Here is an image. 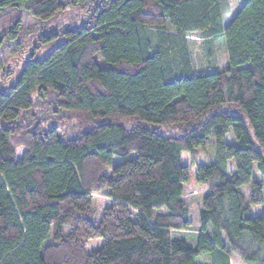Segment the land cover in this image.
<instances>
[{"label":"trees","instance_id":"trees-1","mask_svg":"<svg viewBox=\"0 0 264 264\" xmlns=\"http://www.w3.org/2000/svg\"><path fill=\"white\" fill-rule=\"evenodd\" d=\"M10 45L0 264H264V0H241L226 27L218 0H0Z\"/></svg>","mask_w":264,"mask_h":264},{"label":"rangeland","instance_id":"rangeland-1","mask_svg":"<svg viewBox=\"0 0 264 264\" xmlns=\"http://www.w3.org/2000/svg\"><path fill=\"white\" fill-rule=\"evenodd\" d=\"M219 1V7H220V13L222 17L223 26L226 27L230 20L233 18V16L238 11L241 0H218ZM68 18L66 15L60 16L56 18V21L58 23L66 22ZM31 20H27L25 24H29ZM191 45H190V51H191V59L193 63V67L196 73L204 72L205 71V63L202 58V44L201 39L197 37H191ZM12 45L9 47V52H3L0 53V62H2L1 59L6 57L8 54L10 56H14L17 58V64L18 67L21 66L22 60L19 59L20 55L17 52H14L11 54ZM215 55L217 58V66L221 67L224 66L227 63V58L224 50L222 49L221 42L218 40L215 44ZM5 63V62H3ZM231 134L229 133L227 135L228 139L230 138ZM196 156H197V164L201 165L204 162L205 159V152L200 148L196 149ZM189 155H186V152L182 153L181 162L183 165L189 164ZM114 162H116V159H114ZM230 169L233 171L234 167L232 163L230 162ZM254 169V165H253ZM193 170V168H192ZM106 174H109V171L106 170ZM254 178L257 177L256 173L253 175ZM205 193V188L197 184L194 180V177L192 176L189 182L183 186V196L190 201L191 208L189 210V215L193 220H196L197 218V208L199 207V201L202 197V195ZM108 198L106 197L105 193H98L94 196V206L97 209L98 212L101 211V209L104 207L105 204H107ZM262 211V207H251V214L252 215H258ZM103 243V240L98 239L89 242L87 249L89 251L93 249H98ZM229 263L230 264H244L238 257L235 255H230L229 257Z\"/></svg>","mask_w":264,"mask_h":264}]
</instances>
